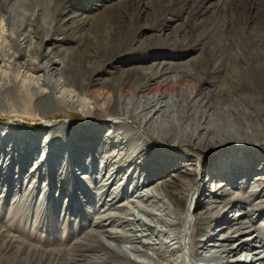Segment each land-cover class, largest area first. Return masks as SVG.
Here are the masks:
<instances>
[{"label":"rangeland","instance_id":"rangeland-1","mask_svg":"<svg viewBox=\"0 0 264 264\" xmlns=\"http://www.w3.org/2000/svg\"><path fill=\"white\" fill-rule=\"evenodd\" d=\"M0 17L7 23L0 51L12 48L18 57L11 76L0 77V264H116L118 249L144 262L130 250L132 225L108 214L150 221L141 208L152 184L181 193L182 206L195 198L202 221L196 252L217 257L209 264H264L253 256L264 246V222L255 214L264 213V169H254L264 162V142L240 127L228 113L234 104L217 93L236 74V62L264 58V39L249 47L251 35L236 36L243 19L252 32L264 31V0H0ZM31 45L43 86L15 73ZM48 60L54 65L45 74ZM156 66L165 73L134 98V80ZM66 77L98 104L68 102L58 89ZM121 81L128 84L118 92ZM113 95L118 104L134 98L141 107L159 98L151 136L127 121L114 124L104 102ZM184 111L216 131L212 146H227L172 137L161 123ZM251 125L264 135V120ZM239 159L245 162L236 166ZM230 224L254 234L240 240ZM142 226L134 234L153 237L175 262L169 234ZM218 236L228 246L207 253L204 246Z\"/></svg>","mask_w":264,"mask_h":264},{"label":"bare ground","instance_id":"bare-ground-1","mask_svg":"<svg viewBox=\"0 0 264 264\" xmlns=\"http://www.w3.org/2000/svg\"><path fill=\"white\" fill-rule=\"evenodd\" d=\"M0 30L1 34L7 33V27L4 23L5 20L3 17H0ZM241 24V34H237L236 36L241 38H247L249 35H251V39L248 38V45L249 47H253L257 41H261L264 39V31H257V29H254L253 33L250 29L249 25L245 22ZM260 30V29H258ZM250 31V32H249ZM257 31V32H256ZM255 34V37H254ZM1 47V46H0ZM32 45L27 50V57L25 61L21 62L19 64V68L17 71H15L16 76H24L28 78H33V80H36L39 82V85L37 86H43L41 84L42 78L37 76L38 73V65L37 62L40 60V58L35 57L32 58L31 49ZM12 48L1 52L0 51V77L1 78H8L10 77L12 70H13V62H16L17 60V53H12ZM3 53V54H2ZM264 56V55H263ZM240 57H238L237 60H239ZM249 62V63H248ZM248 62L241 61L242 64L239 66L237 65V72L235 75H232V78L228 80L225 83V86L222 87L217 93L219 97L228 103H233V107H235L234 111L228 110V113L230 116L234 117L236 122L238 124H241L240 127L246 126L247 130H251V137L254 138L257 143H263L264 142V135L262 132H260L256 126L251 125L255 121L258 120H264V106L261 107L264 104V58L260 56H254L250 57L248 59ZM53 62L51 63V60H48L47 66H42L45 74H49V69H52ZM163 68L161 67H153L150 68L147 72H144L138 79L134 80L132 83L134 86V98H136L137 94H143L145 90L148 88V83H150L153 79L157 78L160 74H164ZM22 78V77H21ZM240 80L244 81V84L248 90L247 93H241V90L239 89L240 85L238 84ZM85 83L84 81L82 84ZM128 82L121 81L118 85V92H121L126 86ZM61 92H63V97L67 99L68 102L74 100L75 98H82L84 100L86 106L89 103L98 104L95 102L92 97L88 98V96L85 93V89L83 86H78L68 77H66L61 83L59 88ZM245 96V99L242 101H237L238 97ZM134 98L132 100H129V103H123L122 100L119 101V104L117 103L115 99V96H112V99L110 100H104V102L107 104V106L110 108L109 111L113 110V113L116 115L114 117L115 122L114 124L122 125V121H127L128 124H131L132 126H139L141 132L147 133L146 135H150L151 133L148 131V127L151 125V122L155 120V117L158 116V113L155 111H152L157 105H159V98L155 101L147 100L144 102L143 107L140 106L142 101L139 103L134 101ZM155 98V97H154ZM88 102V103H87ZM119 105V108L117 112L114 111V108ZM97 109L98 106H95ZM211 106L209 103L206 104L207 110ZM189 108V103L186 104V109ZM156 110V109H155ZM161 110V109H160ZM159 110V111H160ZM112 112V111H111ZM154 113V114H153ZM228 115V116H229ZM205 116H203L204 118ZM173 118V119H172ZM168 120V123L162 124L163 127H170L171 132H173L172 137H177L187 143L194 144L195 146L198 145L200 147H209L212 146L211 142L216 138V131L210 127L202 126L200 123L194 124L190 121L189 115H187L184 111L183 115H178L172 117ZM167 122V121H165ZM264 126V125H263ZM239 127V128H240ZM2 137V136H1ZM153 137V136H152ZM250 137V138H251ZM160 138V136L158 137ZM227 145H214L212 147L218 149L221 151L224 147ZM230 146H235L231 145ZM254 146H250L252 149ZM224 154H226V149L223 150ZM260 158V157H258ZM257 158H253V160H256ZM236 163V166L240 164L241 162H245V159H239ZM256 163V164H255ZM254 163L255 166V172L258 170L259 167L260 170L264 169V162L261 160H256ZM244 166V165H243ZM241 169V168H240ZM254 173V172H253ZM251 175V174H250ZM261 182H264V177L259 178ZM151 190L147 189L146 191V197L147 200L151 199L149 204L145 205L144 208H141V211L144 212L147 215H152L154 218H151L150 221L140 219L139 217H136L133 215V218H129L128 216L131 215L129 212L121 211L119 213L114 214H108L110 218H119L124 223H128L129 225H132V239L129 240L130 243V250L132 253L136 255H141L144 257V262H138L133 261L130 258L126 256V252L123 250L117 251V263L116 264H209V262H212L215 257L214 255L207 254L205 256L200 255L196 252L195 245L196 242V236L195 231L196 227L199 226L202 221L200 220V217L197 216V205L196 210L194 209L195 206V198L188 196L185 200L186 205L182 206L183 200L181 198V193H178L177 195H173L166 189V187L161 186L159 184L157 185H151ZM190 190V189H189ZM192 191V190H191ZM190 191V192H191ZM194 191V190H193ZM264 195V192H261ZM113 201V200H110ZM219 203L218 200L214 199L213 203L214 205H217ZM220 204V203H219ZM112 207H116L115 202H113ZM255 210H252V212ZM156 212H159V215L156 214ZM129 213V215H128ZM152 213V214H151ZM254 213V212H253ZM255 214H258V221L262 220L264 222V213L259 214L258 211H255ZM164 215L167 217L166 220L164 219ZM218 219V218H215ZM252 220H256L255 218H251ZM136 224L143 225L142 227H146L147 229L155 228L159 230L160 232H164L165 234H169L170 241L173 242L174 246V257L175 255H178L175 262L170 259V255L167 256L166 253L163 251V247L159 246L158 243L154 242L153 237L152 238H146L145 237H139L138 235L134 234V226ZM131 227V226H130ZM236 228V229H235ZM235 229L233 234H235L236 237H238L240 240L242 237L253 230H247L245 231L241 227H231V224L229 225V228L227 230ZM147 231V230H145ZM247 231V232H246ZM97 230H91V235L95 237L97 234ZM251 234H254V232H251ZM112 234L109 235L111 238ZM253 238L254 236L251 235ZM213 241V242H212ZM210 241L211 244L208 243L204 246L206 248L207 253H211L212 251H220L223 249H226L228 246V242L225 240V238L216 237L214 240ZM199 243V247H201ZM151 249L154 254L150 255L146 250ZM203 249V247H202ZM264 246L261 247V250H258L256 252H253V256L255 258H259V260L264 261ZM128 253V252H127ZM175 259V258H173ZM195 259L197 262H195ZM173 261V262H172ZM116 262V261H115ZM100 263V262H99Z\"/></svg>","mask_w":264,"mask_h":264}]
</instances>
